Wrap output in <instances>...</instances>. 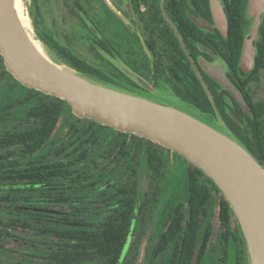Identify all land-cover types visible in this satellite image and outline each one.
Segmentation results:
<instances>
[{"label": "flooded vegetation", "instance_id": "1", "mask_svg": "<svg viewBox=\"0 0 264 264\" xmlns=\"http://www.w3.org/2000/svg\"><path fill=\"white\" fill-rule=\"evenodd\" d=\"M214 1L219 9L216 15L211 0H147L142 2V11L136 0H127L126 9L121 7L119 0H66V4L86 26L93 47L96 49L97 41L108 46L109 53L99 47V54L103 55V51L122 58L144 85L109 60L117 74L106 72L119 83L123 80L135 89L158 95L170 93L186 107L184 110L208 123L220 120L229 132L243 136L230 119L243 128L240 120L251 115L249 99L241 86L254 65L248 73H243L239 67L250 24L246 15L248 0H241L245 32L238 55L235 35L230 31L233 0ZM124 17L142 30L147 57L137 51L130 52L120 42L110 43L112 37L106 33L108 20L119 23L121 35L134 32ZM261 17L258 32L264 11ZM194 19L202 25H197ZM204 65L213 74H223L242 93L249 112L240 106L228 88L207 72ZM8 79L19 84L23 94L13 98L6 93L2 95L3 83ZM29 89L32 88L20 84L7 71L0 54V264H59V254L69 255L75 251V241L61 236L60 232L96 228L98 220L109 213L104 201L110 195L118 197V190L133 181L139 198L140 170L144 166L151 179L153 168L147 160V149L139 150L135 146L134 141L138 139L109 126L97 133L86 134L87 144L75 151L76 143L71 134L58 136L61 119L69 132L76 121L80 122L71 107L64 109L55 128L42 143L43 120L27 114L42 96L29 97L34 94ZM103 132L107 135L103 136ZM122 144L130 152L129 156L120 150ZM82 153L86 157L77 163L76 159Z\"/></svg>", "mask_w": 264, "mask_h": 264}, {"label": "water", "instance_id": "2", "mask_svg": "<svg viewBox=\"0 0 264 264\" xmlns=\"http://www.w3.org/2000/svg\"><path fill=\"white\" fill-rule=\"evenodd\" d=\"M211 3L216 15L219 9L214 0ZM263 11L264 0L247 1L250 24L239 58L243 73H248L254 65V42L261 39L258 28ZM0 54L7 71L20 84L65 100L75 116L146 138L199 168L231 207L244 239L247 264H264V166L231 132L220 130L173 104L101 84L49 59L36 48L23 27L15 0H0ZM204 66L249 112L242 93L223 74H213ZM129 76L144 85L140 77ZM134 225L135 219L131 233ZM131 239L130 234L118 264Z\"/></svg>", "mask_w": 264, "mask_h": 264}, {"label": "trees", "instance_id": "3", "mask_svg": "<svg viewBox=\"0 0 264 264\" xmlns=\"http://www.w3.org/2000/svg\"><path fill=\"white\" fill-rule=\"evenodd\" d=\"M136 1L138 2V5L139 1L144 3L147 2V0ZM242 7L241 0H233L230 5V31L235 35V51L237 49V55L238 50L241 49L242 36L245 32V21L242 15ZM32 23L35 30L38 32V38L60 56L66 65L72 67L81 75L91 80L110 87L120 88L118 81L109 72L103 71L102 68L89 64L69 47L61 44L51 34L47 32L44 34L40 33L35 16L32 18ZM259 35L261 36V39L255 43L256 55L254 67L246 76V79L241 86V90L249 99L251 115L247 116L245 120L240 121L242 123L244 121L245 125L248 127L249 134L246 135L244 133V127H240L232 119H230V123H232L236 129L240 130L241 133H244L243 136H238L235 133H232L234 137L243 144L261 164H263L264 126L262 117L264 114V102H253L246 87L249 83L258 82L260 79V73L264 70V20L263 24L260 26ZM110 43H112V45L115 43L114 38H111ZM94 45L96 50L100 47L108 53L110 51L107 45L102 46L98 41L95 42ZM237 59L238 57L236 56V60ZM29 90L34 93L29 97H34L37 94L42 96H39L36 104L28 109L27 114L39 117L43 120L40 140L44 143L50 132L55 128L56 122L60 118L64 109L68 108L70 110V106L65 100L60 98L46 95L34 89ZM44 98L52 99L45 101ZM75 118L87 122L86 125L78 130L80 131L81 136L75 141V151L81 149L82 145L87 144L86 134H94L107 127L87 118ZM130 136L135 138V140L138 139L137 141H134V143L139 150L144 148L147 149V160L152 166L153 176L156 178L164 165L163 151L168 149L151 142L148 139L137 137L134 134H130ZM141 140H144L145 143L142 144ZM92 142L94 143V140H92L91 143ZM120 150L129 156L130 152L126 151L124 144L120 146ZM85 157L86 154L82 153L80 158L76 159L77 163ZM185 161L188 164L186 203H178L173 208L165 227L160 233L159 239L152 249V255L156 257L169 249L170 256L167 264L199 263L204 255L207 242L211 235V226H207L203 241L198 246L199 232L203 218L207 214V208L211 197L213 193H215L216 195L218 194V222L221 228L220 237L222 240V254L219 258V264H225L231 239H233L237 249L236 263L247 264L242 232L227 200L208 176L187 160ZM117 194L118 197H116V194L110 195L104 201L107 209H109V213L98 220V226L96 228H75L73 230H65L63 231L64 233L60 232L61 236L71 238L75 241V251L69 255L67 253H64L63 255L59 254V264H118L129 235L131 234L133 237L134 229L131 233L132 222L134 219L136 221L145 208V197L147 193H145L143 200H139L136 184L135 181H133L132 184L129 183L127 186L119 189ZM232 219L234 221L233 229L231 226ZM84 247H86V249H84ZM129 254L130 246L121 264H133L132 260L129 259Z\"/></svg>", "mask_w": 264, "mask_h": 264}, {"label": "rangeland", "instance_id": "4", "mask_svg": "<svg viewBox=\"0 0 264 264\" xmlns=\"http://www.w3.org/2000/svg\"><path fill=\"white\" fill-rule=\"evenodd\" d=\"M123 9L128 8L127 0H119ZM23 11L29 16L32 25V34L38 38V32L35 30L32 18L37 19V25L39 32L48 33L58 40L61 44L69 47L80 58L85 59L88 63L95 67L104 69L105 71L113 72L117 74L109 62H113L118 68H120L127 76L129 74L133 77L138 74L130 68L127 63L120 57H112L108 53L100 55L99 52L93 47V44L89 40V35L86 27L79 22L77 15H74L66 4V0H22ZM122 9V10H123ZM138 9L142 11L144 4L139 1ZM123 12V11H122ZM123 15V14H122ZM124 21L128 26H131V30L136 32L123 33L121 26L118 22L108 20L106 26V33L109 37L114 38L115 44L120 42L125 47L129 48V51H137L143 57H147V46L145 43L142 30L138 25L132 24L126 17ZM92 28L94 26L91 25ZM35 30V31H34ZM121 32V33H120ZM123 36V37H122ZM126 37V38H125ZM39 39V38H38ZM40 40V39H39ZM41 41V40H40ZM48 57L58 64H65L60 56H58L53 50H51L46 44L41 41ZM134 48L132 50L131 48ZM123 49V48H122ZM127 54L125 50H123ZM139 54V55H140ZM135 55V53H131ZM110 60V61H109ZM66 65V64H65ZM130 77V76H129ZM139 77V76H138ZM131 78V77H130ZM119 89L133 92L142 97L164 101L173 104L179 108L185 109L186 107L180 103L172 94H153L145 90L135 89L134 87L127 85L123 80L119 83ZM125 84L127 86H125ZM3 92L9 97L13 98L23 94V89L19 84L13 83V80L8 79L3 83ZM247 90L251 96L253 102H264V70L260 73V79L258 82L249 83ZM264 126V114L262 117ZM87 122L84 120L76 121L74 129L69 132L65 124L60 121L58 129L59 138L65 137L66 134H71V138L75 141L80 138L81 133L78 131ZM214 127L227 131L224 123L220 120L212 121L210 123ZM244 125V133L249 134L248 127ZM230 133V132H229ZM243 133V134H244ZM107 133L103 132L102 135ZM76 143V142H75ZM165 162L159 173L155 178L152 176L150 179V172L144 168H141L138 178L139 200L146 195L145 208L141 215L136 219L134 225V234L130 242V254L129 259L133 264H167L170 256V250L154 257L152 255V249L159 239L160 233L165 227L173 208L178 203H186L187 200V168L188 164L186 159L180 155L174 153L172 150H164ZM185 159V160H184ZM264 166V163L262 164ZM149 182V183H148ZM236 219V218H235ZM237 221V220H236ZM238 223V222H237ZM232 229L234 227V221L231 222ZM211 226V235L206 245V249L201 261L197 264H219V258L222 254V240L220 237V225L218 222V194L213 193L210 203L207 208V214L203 218L199 237L198 246L202 243L203 237L207 226ZM232 237V236H231ZM246 254V249H245ZM237 249L233 239L230 240L228 253L225 259V264H237L236 261ZM247 263V256H246Z\"/></svg>", "mask_w": 264, "mask_h": 264}, {"label": "bare ground", "instance_id": "5", "mask_svg": "<svg viewBox=\"0 0 264 264\" xmlns=\"http://www.w3.org/2000/svg\"><path fill=\"white\" fill-rule=\"evenodd\" d=\"M15 8H16V11L18 13V17H19V19H20L23 27L26 29V31H27L30 39L32 40V42L34 43V45L36 46V48L41 53H43L46 57H48V55L46 54L45 49H44L41 41L38 38L34 37V35L32 34V25H31L30 20L26 16L25 12L23 11L22 0H15Z\"/></svg>", "mask_w": 264, "mask_h": 264}]
</instances>
